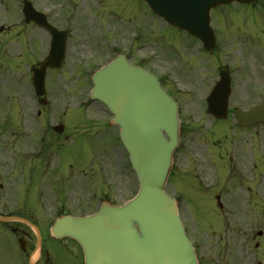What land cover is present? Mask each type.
<instances>
[{"label":"rangeland","instance_id":"1","mask_svg":"<svg viewBox=\"0 0 264 264\" xmlns=\"http://www.w3.org/2000/svg\"><path fill=\"white\" fill-rule=\"evenodd\" d=\"M17 1L21 3L22 0H0V27L6 29L14 24H17L18 27L21 19L17 20L19 16ZM36 1L44 11L52 12V16H63L65 18V12L69 16L79 15L73 17L74 21L69 19V25L74 27H77V22L81 20L84 15L83 11L88 9L89 5H91L89 8H92L90 10H98L99 8L96 7L98 5L94 4L93 1L78 2L72 0L71 3L70 0ZM87 19L91 21V18ZM157 22L154 21L153 29H151L159 33L162 27ZM250 22L247 31L252 35L247 39V43L249 47L256 49L261 54L264 52V0H261V5L250 17ZM124 26L128 30L131 27L140 26V23L125 24ZM147 28L150 29L149 26ZM18 30V28H13L7 29L6 33H0V60L3 58L4 48L5 51L9 50V53L11 52L12 57L16 55V52L19 53L18 42H20L19 38L22 34ZM167 30L170 32V37L179 36V31L171 27H168ZM25 33L26 46L34 49L35 45L31 43L34 31L26 29ZM150 33L153 38H156L153 31L150 30ZM18 35L19 38H17ZM37 37V47L41 48L44 55L48 49V35L45 31H42L37 34ZM110 37H112L110 34L103 32L97 37L96 42H89L86 45L75 43L73 48L70 45V57L67 61H64L60 69L57 71L51 70L47 78L46 105L51 107L49 112H54L48 118L51 119L52 117L61 122L57 116L58 114L61 115L64 118L70 137L55 152L56 159L52 167L58 169V177L55 182L50 183L46 181L47 178H43L42 191L45 194L44 200L50 202L52 198L57 196L59 201L67 204L65 209H73L75 211L73 213L76 215L81 212L90 213L95 211L94 201L97 202L95 198L106 197L117 204H122L124 200L131 197L138 190L137 177L129 163L128 153L120 140L116 138L119 129L114 125V130L109 127L110 120L113 117L112 113L97 101H91L88 105L89 99L84 94L89 91L92 84L90 81H79L74 76V68L78 64H90L93 62L90 60L101 54L95 53L92 44L102 42L103 45V39ZM146 40L148 39H145L144 42ZM149 43L155 45L154 40ZM10 49H15V51ZM139 51L137 54L141 55V51ZM142 51L150 54L158 51L159 54L158 52L155 53L154 58H159L161 61H165L164 59L168 57L164 53L165 49L159 50L156 46ZM28 53L29 50L27 49V64L31 62ZM172 55L176 56V60L179 57L177 53ZM101 57L96 58L100 59ZM180 58L187 61L183 54L180 55ZM11 61H22V58H14ZM258 61L262 60L259 59ZM232 63L242 66L241 61H233ZM257 66L260 68L258 71L264 80L262 62H258ZM1 72H4V74L0 77V96L6 95L7 98L8 91L7 86L4 85L6 81L4 77L9 72L6 67H2ZM12 72L14 73V71ZM236 77L239 78L237 75ZM172 80L179 83V80L175 77ZM177 82L173 85L179 86ZM27 83H29L28 77ZM32 88L29 85L26 87V99L24 101L28 108L37 105ZM169 88L172 89L171 86ZM5 104L7 103L5 102ZM13 104L17 105L18 103ZM204 109V106L195 105L194 108H185L181 113L183 120L182 141L175 153L172 177L168 182L167 190L170 194L180 198V200L178 198L180 213L188 234L193 241L201 244L204 249L215 250L218 256H223L239 248L240 244L237 237H232L231 233V218L234 213L238 212L244 213L246 231L252 228L249 232L251 249H254L256 241L261 242L262 245L264 244V224H260V216L258 215V212H261L260 207L246 205L245 208L239 206L233 208V210H228L222 207L221 210L219 201L226 204L231 199L233 206L243 205L244 194L247 191L249 192L250 189L264 192V122L249 129L229 125L226 121L220 120L217 121L218 125L214 122L213 117L207 112H203ZM14 115L13 110L10 118H16ZM18 116L20 117L18 118L20 134L14 136V134L8 132L2 135L0 131V138L15 137L16 142H18L17 137H20L22 141L19 140V143L16 144L13 139V147H10L9 152L5 150V147L0 146V149L3 148V153L17 154L20 147L25 148V143L29 146L32 140L35 139L36 141L38 138L40 129L36 127L30 118L32 116L31 112L22 116L18 114ZM0 117H2V114H0ZM232 119L234 122L237 121L234 114ZM41 120L44 122L43 118ZM48 133L52 139L62 138L60 136L56 137L51 129L48 130ZM52 139L49 148L51 152L55 150L59 142L57 141L56 144V140L53 141ZM21 142L23 144H20ZM43 173H45V170ZM12 188H14V185H12ZM5 192H0L3 195L1 202L7 200ZM83 192L86 197L87 193H91L95 200L90 201V203L87 202L83 206H78L85 198L82 197ZM67 197H70L69 201ZM78 208L80 210L77 212ZM52 214L53 206L51 205L48 217L51 218ZM229 217L231 218L228 222ZM259 230L263 234L257 237ZM233 240L236 241L235 247H233ZM240 247L246 249L245 246ZM263 249L264 246L260 248V250Z\"/></svg>","mask_w":264,"mask_h":264},{"label":"flooded vegetation","instance_id":"2","mask_svg":"<svg viewBox=\"0 0 264 264\" xmlns=\"http://www.w3.org/2000/svg\"><path fill=\"white\" fill-rule=\"evenodd\" d=\"M31 1L37 10L43 11L42 8H39L36 0ZM79 1H93L99 8L98 10H90L89 8L84 10V20L79 19L77 27L69 25V17L62 23L63 16L57 17L48 14L50 23L66 33L67 56L65 61L70 57V45L73 48L75 43L86 45L89 42H96L101 33L107 32L112 37L103 39L104 46L102 42L92 44L95 53L101 54L90 61H105L111 56L112 50L115 55H126L131 64L141 65L149 72L154 73L161 81L163 88L178 100L182 109L194 108L197 105L204 106L203 112H206L208 91L217 83L221 74L229 76L232 83L227 120L232 119V114L236 113L238 109L249 110L264 99V80L258 71L260 68L257 66L258 62H262L264 68V52L260 54L256 49L249 47L247 43V39L252 35L247 31L248 25L251 24L250 17L261 5V0L250 4L234 1L228 5L217 6L210 11L211 24L216 34V48L213 50L205 49L203 43L184 31H179V36L173 38L169 36L170 34L162 33L159 38L160 42L177 48L179 58L175 61H169L168 57L167 60L161 61V59H155L149 53L142 51L149 49V42L155 41V38L150 33V19L153 18V15L143 8L144 5L142 6L139 0ZM86 15L87 18H91L89 24H85ZM133 23H140V26L131 27L128 30L124 26ZM27 27L34 29L35 34L31 38V43L35 45L34 49L26 46L25 29ZM20 28L22 36L20 38L19 35L17 36L20 41L18 42L20 52H16V55L12 57L11 52L6 50L5 56L0 61V71L2 67H6L9 72L4 77L8 96L7 98L6 95L0 96V114H2L0 131L2 135L8 132L14 136L20 134V122L18 120L20 117L18 114L22 116L31 112L30 118L40 129L41 138L39 141L32 140L29 146L25 143V148L20 147L17 154L2 152L4 147L6 151H10V147H13L12 140L14 139L16 142L15 137L0 138V146L3 147L0 149V192L6 191L7 197L6 201L1 202L3 195L0 194V215L28 219L39 227L41 240L33 228L26 223L19 221L0 223V264H25L32 256L38 257L36 264H82L83 257L76 248L77 246L70 239L59 240L53 237L50 232L52 219L48 217V211L44 208L49 209L52 202L44 200L45 194L41 191L40 185L43 183V178H47V182L55 181L59 172L58 169L52 167L56 156L49 149L52 137L50 138L48 130L51 129L56 137H62L52 139L53 141L56 140V144L57 141L68 139V131L67 127L61 134L54 131L53 118H48L53 113L49 112L51 107L34 106L28 108L25 105L27 77L31 80L32 69L44 57L41 48L37 47V34L41 33L42 28L34 23H22ZM1 32L6 33L7 31L1 28ZM139 33L142 37L143 34H146V39H148L146 43L140 44L141 55L137 54L141 38V36L138 37ZM146 45L147 47H145ZM27 49L31 61L29 64H27ZM10 50L15 51V49ZM182 54L187 61L180 58ZM96 57L101 58L97 59ZM14 58H22V61H11ZM259 59L262 61H258ZM233 61H241L242 66L233 65ZM3 74L4 72H1L0 77ZM174 77L180 80L179 86L173 85L172 78ZM169 85L172 89L169 88ZM15 102L18 104L14 105ZM13 110L16 118L11 119L10 114ZM44 110H47L44 119L45 128L41 120ZM226 123L237 125L236 122L232 121ZM17 139L16 144L19 143V140L22 141L20 137ZM44 170L45 173H43ZM253 197L255 205L261 209V212H258L260 224H264V193H255ZM51 200L54 201L52 205L60 203L62 213L66 214L65 204L58 201L57 196ZM232 203V200L227 202L229 208L237 206H233ZM219 204L220 206L224 205L223 203ZM232 216L231 233L232 237H237L240 244L239 248L232 250L228 255L218 256L215 250H206L202 245L197 244L200 264H264V249L260 250L264 244L256 241L254 249H251L249 231L252 229L246 231L244 213L238 212ZM262 234L263 232L259 230L257 237L262 236ZM235 244L236 241L233 240V247ZM240 246H245L246 249H241Z\"/></svg>","mask_w":264,"mask_h":264},{"label":"water","instance_id":"3","mask_svg":"<svg viewBox=\"0 0 264 264\" xmlns=\"http://www.w3.org/2000/svg\"><path fill=\"white\" fill-rule=\"evenodd\" d=\"M170 24L186 29L207 47L214 46L209 26L212 7L232 0H145ZM250 2L253 0H240ZM29 21H39L55 38L59 33L30 5ZM63 40L52 45L47 59L34 70L36 92L44 95L46 71L60 67ZM92 98L104 102L121 127L120 136L140 183L138 196L123 207L108 202L90 216H67L53 227L55 237L69 236L82 247L85 264H198L195 250L185 235L176 202L165 185L180 144L178 105L164 92L158 79L123 57L94 75ZM230 80L222 76L209 98V112L226 118ZM239 125L264 119V103L248 112H238ZM169 140H167L166 135ZM10 218L0 217V220Z\"/></svg>","mask_w":264,"mask_h":264}]
</instances>
